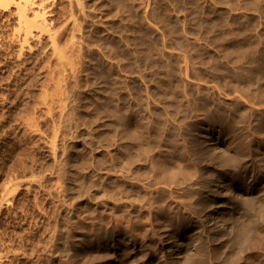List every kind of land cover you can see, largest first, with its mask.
I'll list each match as a JSON object with an SVG mask.
<instances>
[{"label":"rangeland","instance_id":"374dc122","mask_svg":"<svg viewBox=\"0 0 264 264\" xmlns=\"http://www.w3.org/2000/svg\"><path fill=\"white\" fill-rule=\"evenodd\" d=\"M200 241L264 264V0H0V264H173Z\"/></svg>","mask_w":264,"mask_h":264},{"label":"bare ground","instance_id":"6f19581e","mask_svg":"<svg viewBox=\"0 0 264 264\" xmlns=\"http://www.w3.org/2000/svg\"><path fill=\"white\" fill-rule=\"evenodd\" d=\"M20 3L22 2V1H19ZM24 3H25V1H24ZM26 3L28 4V2L26 1ZM25 3V4H26ZM22 4H23V2H22ZM25 4H23V5H25ZM26 4V6H28ZM22 6V5H21ZM27 8V7H26ZM26 8H23V10L24 9H26ZM27 13V12H26ZM81 25V24H80ZM78 27H79V24L77 25ZM88 48V50L90 49V52L92 53L93 51H91V48H89V47H87ZM93 49V48H92ZM93 50H95L94 52H96V49H93ZM127 51V50H126ZM89 52V53H90ZM103 53V52H102ZM127 54L129 53V52H126ZM106 54H107V52H106ZM106 54H103V55H105L106 56ZM126 54V55H127ZM127 58V57H126ZM128 61V60H127ZM129 63H130V61H128ZM124 63V62H123ZM128 63V64H129ZM120 65V64H119ZM122 65V64H121ZM124 65V64H123ZM122 67V66H121ZM120 67V68H121ZM124 68H126L125 66H124ZM121 69H123V68H121ZM126 70H128V69H126ZM220 159V161L222 162V163H224L225 161L227 162V163H229L230 161L227 159V158H225V157H221V158H219ZM252 194V193H251ZM251 198H252V196H247V197H245V198H242V199H240V200H237L236 202H235V205H234V209H236V211L238 210V211H240V208L239 207H241L242 208V210H243V212H244V215L245 216H247V218H248V216H250V214H251V212H253L252 210V200H251ZM199 201H204V203H206L207 202V199L206 198H204V197H199ZM167 205V204H166ZM164 206H160L159 207V210H160V208H163ZM167 208V207H166ZM153 209V208H152ZM164 209V208H163ZM163 209H162V211H163ZM158 210V209H157ZM167 210V209H166ZM237 211V212H238ZM154 212H155V210H154ZM159 212H161V211H159ZM158 212V213H159ZM224 213L225 214H228L229 213V210H225L224 211ZM154 214V213H153ZM155 214H156V212H155ZM155 214L154 215H152L153 217L155 216ZM151 215V214H150ZM157 215V214H156ZM163 215H165V216H167L168 214H166V213H160L159 214V216L158 217H161V216H163ZM234 215V214H233ZM233 215L231 214L230 215V217H233ZM252 217V216H251ZM251 217H249V223H248V226H249V228H251V229H253L255 226H257L256 225V223H255V221L253 220V219H251ZM234 224H235V226H236V229H235V233L233 232V235H231L232 233V231L231 232H229L228 230H220L219 231V234L220 235H224V234H230L229 236H231V238L230 239H228L229 241H231V242H233V246H232V248H231V250L227 253V255H226V257H227V259L228 260H234V262H237V263H239V260L243 257V253H242V251H243V248L246 246V245H248L251 241V239H252V235H249L250 234V232L249 231H251V233H253L252 231L253 230H249V228H248V232L249 233H247V232H245L244 231V228H245V226H243V225H241V223H240V220H239V218H236V219H234ZM256 228V227H255ZM246 229V228H245ZM255 230V229H254ZM244 233H247L248 235H245ZM243 234L245 235V237H243ZM135 237V236H134ZM133 237V238H134ZM136 238V237H135ZM134 238V239H135ZM137 240V239H136ZM227 240V239H226ZM206 244H205V242H201L200 241V243L199 244H197L196 246H194V249L193 248H189L188 250H187V252H186V254H185V256H184V259L182 260V261H180V262H175V263H173V264H207V261H208V258H207V253H206V255H200V252H202V251H204V249H206ZM178 250V249H177ZM201 254H203V253H201Z\"/></svg>","mask_w":264,"mask_h":264}]
</instances>
